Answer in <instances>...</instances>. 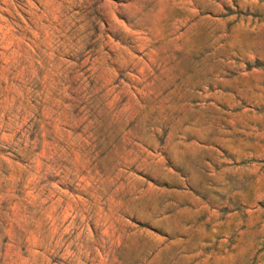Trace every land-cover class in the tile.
<instances>
[{
  "label": "rangeland",
  "instance_id": "obj_1",
  "mask_svg": "<svg viewBox=\"0 0 264 264\" xmlns=\"http://www.w3.org/2000/svg\"><path fill=\"white\" fill-rule=\"evenodd\" d=\"M0 264H264V0H0Z\"/></svg>",
  "mask_w": 264,
  "mask_h": 264
}]
</instances>
